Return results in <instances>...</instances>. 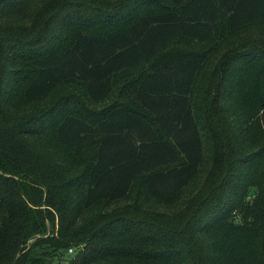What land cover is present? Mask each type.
Masks as SVG:
<instances>
[{"label":"trees","instance_id":"1","mask_svg":"<svg viewBox=\"0 0 264 264\" xmlns=\"http://www.w3.org/2000/svg\"><path fill=\"white\" fill-rule=\"evenodd\" d=\"M78 1L0 0V264H264V0Z\"/></svg>","mask_w":264,"mask_h":264},{"label":"rangeland","instance_id":"2","mask_svg":"<svg viewBox=\"0 0 264 264\" xmlns=\"http://www.w3.org/2000/svg\"><path fill=\"white\" fill-rule=\"evenodd\" d=\"M74 6L79 8L82 12L84 11L85 13H89L91 15L98 14L102 11V6L98 5L96 2L79 0L78 2L74 4ZM205 45L207 44H203L202 46H205ZM63 93H69L72 96L74 95L77 96L79 94V88L74 86L71 82L66 83L63 86L59 87V89L55 92L52 99H54L57 95H61Z\"/></svg>","mask_w":264,"mask_h":264},{"label":"built area","instance_id":"3","mask_svg":"<svg viewBox=\"0 0 264 264\" xmlns=\"http://www.w3.org/2000/svg\"><path fill=\"white\" fill-rule=\"evenodd\" d=\"M73 252V248L72 247H69L68 248V253H72Z\"/></svg>","mask_w":264,"mask_h":264}]
</instances>
